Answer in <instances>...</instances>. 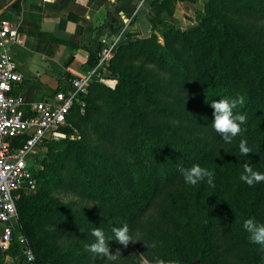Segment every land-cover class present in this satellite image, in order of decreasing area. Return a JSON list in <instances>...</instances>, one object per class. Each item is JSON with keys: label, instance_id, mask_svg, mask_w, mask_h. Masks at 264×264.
<instances>
[{"label": "trees", "instance_id": "trees-1", "mask_svg": "<svg viewBox=\"0 0 264 264\" xmlns=\"http://www.w3.org/2000/svg\"><path fill=\"white\" fill-rule=\"evenodd\" d=\"M154 12L153 29L173 15L174 0H158ZM98 70L102 81L89 82L85 106L75 103L61 128L74 138L49 147L37 190L16 200L15 234L35 264H264V246L243 228L248 218L264 223V182L240 179L244 164L264 173V0H206L192 26L128 40ZM239 97L235 111L247 121L227 143L210 104ZM194 164L214 173V187L184 182L181 168ZM125 224L127 247L112 233ZM94 228L121 261L88 251ZM15 254L16 240L0 248V258Z\"/></svg>", "mask_w": 264, "mask_h": 264}, {"label": "crops", "instance_id": "crops-1", "mask_svg": "<svg viewBox=\"0 0 264 264\" xmlns=\"http://www.w3.org/2000/svg\"><path fill=\"white\" fill-rule=\"evenodd\" d=\"M157 1L0 0V17L17 22L22 38L11 52L23 73L20 90L26 105L51 98L73 77L101 80L94 58L103 47L116 49L153 32L161 40L170 26L188 28L202 17L206 0H174L173 15L153 29L148 19L154 16ZM21 261L20 254L0 258V264Z\"/></svg>", "mask_w": 264, "mask_h": 264}, {"label": "built area", "instance_id": "built-area-1", "mask_svg": "<svg viewBox=\"0 0 264 264\" xmlns=\"http://www.w3.org/2000/svg\"><path fill=\"white\" fill-rule=\"evenodd\" d=\"M22 38L18 24L0 17V247L8 249L16 240L24 264H35V256L22 234H15L18 224L16 200L36 189L35 172L40 162L34 163L42 145L54 138L65 137L61 130L67 125L66 116L78 103L85 106L80 96L87 93L90 75L73 77L69 86L57 90L49 99L26 105L20 90L23 73L11 52ZM112 47L99 51L95 68L108 64ZM99 71V70H98Z\"/></svg>", "mask_w": 264, "mask_h": 264}, {"label": "clouds", "instance_id": "clouds-1", "mask_svg": "<svg viewBox=\"0 0 264 264\" xmlns=\"http://www.w3.org/2000/svg\"><path fill=\"white\" fill-rule=\"evenodd\" d=\"M243 103V97H239L238 99L223 98L210 104L213 109L212 127L227 143H231L233 138L240 134L242 131L241 125L247 121L245 115L235 111L238 105H243ZM239 151L242 155L247 156L252 150L247 146V141L242 139L239 143ZM243 169L240 179L249 186L264 182V173L254 170L248 164H244ZM181 174L186 184L195 186L206 180L209 186L214 187V173L199 164H194L190 168H181ZM243 228L249 234L248 240L250 243L264 246V223H258L253 218H248L243 222ZM112 233L114 239L124 247H127L129 243H134L127 224L122 227H113ZM91 235L95 237V242L88 246L89 252L96 256L105 257L110 261L117 260L119 251L115 255L111 253L108 244L109 239L106 238L102 229L94 228ZM151 247H155V244H152ZM141 264H179V262L175 259L165 260L154 257L152 261L143 259Z\"/></svg>", "mask_w": 264, "mask_h": 264}, {"label": "rangeland", "instance_id": "rangeland-1", "mask_svg": "<svg viewBox=\"0 0 264 264\" xmlns=\"http://www.w3.org/2000/svg\"><path fill=\"white\" fill-rule=\"evenodd\" d=\"M194 24V23H193ZM192 24V25H193ZM191 25V26H192ZM181 27H185V25L184 24H181ZM186 29V28H185ZM107 47H108V44H107ZM115 50L116 49H113V51H112V55H111V57L114 55V53H115ZM110 57V58H111ZM110 60V59H109ZM109 62V61H108ZM100 81H102V79L100 80ZM105 83L107 84V85H111L112 84V82H110V81H105ZM74 134H72V135H66L65 137H59V138H54V139H52V140H50V141H47V142H45L43 145H42V151H39L38 153H37V157H38V159L39 160H37V158H35V160H34V163H37V161H39L40 162V166L42 167V162L48 157V150H49V147H52L53 149H58V148H60L61 146H62V140L63 139H68V138H74ZM40 167V168H41ZM40 168H38V169H40ZM37 188H38V184H37V186H36V189H35V191L37 190ZM34 191V192H35ZM61 196V199H62V201H64V202H71V201H74L75 200V196H72V195H67V194H65V195H60ZM18 235H19V233H17ZM18 246V245H17ZM18 251H19V247H18ZM115 255V254H114ZM117 256H118V258H117V260L116 261H118V259L121 261V259H120V256H119V254L117 253ZM110 262H113V261H110V260H108V263H110Z\"/></svg>", "mask_w": 264, "mask_h": 264}, {"label": "water", "instance_id": "water-1", "mask_svg": "<svg viewBox=\"0 0 264 264\" xmlns=\"http://www.w3.org/2000/svg\"><path fill=\"white\" fill-rule=\"evenodd\" d=\"M199 259H195L194 261L190 262L189 264H198Z\"/></svg>", "mask_w": 264, "mask_h": 264}]
</instances>
